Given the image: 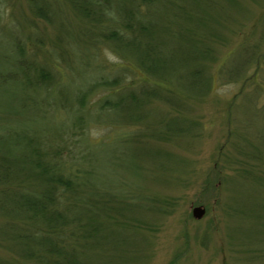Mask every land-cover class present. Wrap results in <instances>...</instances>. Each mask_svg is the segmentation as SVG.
<instances>
[{"label":"rangeland","instance_id":"obj_1","mask_svg":"<svg viewBox=\"0 0 264 264\" xmlns=\"http://www.w3.org/2000/svg\"><path fill=\"white\" fill-rule=\"evenodd\" d=\"M45 2L57 18L58 11L64 12L67 24L79 31L82 21L65 0ZM212 3L200 0L196 21L202 33H214L209 56L199 58L206 82L196 92L182 89L176 80L166 82L159 96L144 107L143 124L112 128L101 122L88 129L96 141L107 136L89 147L101 158L90 177V192L104 193V200L109 193H130L126 202H132L127 208L118 204L120 212L113 213L116 221L105 230L104 242L89 252L90 264H264V0ZM28 4L29 0H0V71L20 68L13 63L14 30L27 46L30 33L33 42L40 43L41 52L36 45L34 50L42 62L51 50L60 51L64 30L34 18ZM67 40L70 57L58 54L48 65L64 77L50 99L59 96V88L75 94L91 83L97 73L85 77L81 73L90 57L92 70L94 64L103 66L98 77L115 76L123 85L144 83L141 73L122 67L126 57L109 45L98 43L95 49L92 43L79 41L74 47V39ZM11 80L0 83L4 133L15 125L21 128L23 114H30L29 123L44 124L48 138L74 122V110L68 119L69 112L60 108L50 109L45 117L29 111L20 114L19 110L26 112L20 103L29 92L16 94L22 83ZM99 88H94V103L107 94ZM115 111L103 117L111 121L141 115L134 108V115H121L125 111L120 113V108ZM175 120L178 124L173 125ZM185 124L190 125L186 133L174 131ZM127 132L132 136H119ZM196 207L204 210L200 218L194 214ZM10 222L0 214V263L25 262L10 240Z\"/></svg>","mask_w":264,"mask_h":264},{"label":"trees","instance_id":"obj_2","mask_svg":"<svg viewBox=\"0 0 264 264\" xmlns=\"http://www.w3.org/2000/svg\"><path fill=\"white\" fill-rule=\"evenodd\" d=\"M65 1L82 21L79 31L67 24L64 12L58 11L57 18L45 0H29L33 17L46 24H57L66 38L60 36L59 52L46 49L52 53L42 62L34 50L36 45L38 53L41 52L40 43L35 44L30 33L28 39L31 41L27 46L20 32L14 30L12 53L16 54L13 63L20 68L0 71V83L11 79L21 81L22 86L16 94L29 92L28 97L25 96L27 100L20 103L26 112L19 110L20 114L29 111L45 117L50 109L60 108L69 112L68 119L74 110V122L53 138L44 135L47 130L44 124L28 122L30 114L24 117L15 112L23 123L21 128L15 125L4 133L7 127L0 126V214L10 218L8 234L19 256L35 264H90L89 252L100 248L104 242L108 233L105 230L116 221L113 213L120 212L118 204L122 202V207L127 208L132 202H126L130 193L123 196L109 193V198L104 200L107 196L104 193L90 192V177L96 173L95 167L101 158L93 155L89 147L91 143H103L107 136L96 141L89 136L88 129L101 122L111 124L112 128L143 124L144 107L150 99L159 96L160 89L165 88L168 81L176 80L182 89L196 92L208 79L199 65V58L209 56V42L214 35L213 32L202 33L196 26L200 0ZM204 1L213 6L214 0ZM206 17L213 19L211 15ZM206 17L204 21H208ZM65 29L73 33L66 34ZM68 38L74 39V47L79 41L92 43L95 49L98 43L109 45L126 57L128 63L124 60L122 67L137 75L141 73L144 83L123 85L115 76L108 80L102 75L98 77L103 66L94 64L92 70L90 57L85 60V72L81 73L85 77L91 71L96 72L91 83L78 88L75 94L59 88V96L50 99L52 89L60 86L64 77L60 78L48 65L58 54L66 59L70 57L68 46H72ZM95 87L104 88L107 94L94 103L91 98ZM118 108L120 113L125 111L121 115H134L132 108L140 110L141 115L111 121L103 117ZM175 121L173 125L178 124ZM189 129L190 125L185 124L182 130L174 131L184 134ZM119 136L129 138L132 134L127 132Z\"/></svg>","mask_w":264,"mask_h":264},{"label":"water","instance_id":"obj_3","mask_svg":"<svg viewBox=\"0 0 264 264\" xmlns=\"http://www.w3.org/2000/svg\"><path fill=\"white\" fill-rule=\"evenodd\" d=\"M204 213V210L201 207H196L194 209V214L196 217L200 218Z\"/></svg>","mask_w":264,"mask_h":264}]
</instances>
